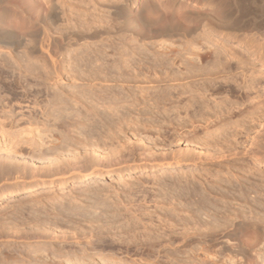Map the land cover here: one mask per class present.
<instances>
[{"label":"rangeland","instance_id":"1","mask_svg":"<svg viewBox=\"0 0 264 264\" xmlns=\"http://www.w3.org/2000/svg\"><path fill=\"white\" fill-rule=\"evenodd\" d=\"M16 1L23 12L8 22L23 41L0 48V161L16 171L0 178V264L18 250L27 264H264V1L245 2L247 25L229 31L215 26L216 0L191 3L174 15L202 11L195 31L159 41L123 28L122 0H55L45 25L43 0ZM169 50L191 54L192 77L179 57L156 64ZM16 209L40 217L18 250L6 224ZM235 222L256 231L228 240ZM184 224L202 234L180 247L170 230Z\"/></svg>","mask_w":264,"mask_h":264},{"label":"bare ground","instance_id":"2","mask_svg":"<svg viewBox=\"0 0 264 264\" xmlns=\"http://www.w3.org/2000/svg\"><path fill=\"white\" fill-rule=\"evenodd\" d=\"M121 1V0H120ZM163 1H166V5H167V11L162 13L158 10V7L157 5L152 2L151 0H122L120 3L119 6H115L113 7V10L116 11V13L118 15H121L122 18L124 19V22H123V28L127 31L130 32V34L134 37V38H137L138 40H142V41H147V40H161L162 38L164 37H169V38H172V37H175V36H180V37H183V38H186L187 36L190 35L191 32L195 31V27H194V24L195 23H198V22H201L202 18L205 16L204 13L202 11H197V12H193V13H190L189 11H186L184 12L180 17H176L174 15V13L178 10V9H182V10H186L187 9V6L189 4H195L197 7H202L204 5V1L205 0H163ZM248 0H216L214 2L215 4V7L217 9H220L222 15H223V19L225 20V23H222L223 25L221 24H215V26L219 29H223L225 31H229L231 29H242V28H245V26L247 25V22L243 19V10H241L242 6H244V3L247 2ZM264 1V0H263ZM43 3L45 5V13L43 15L40 16L39 19H37L38 23L42 24V25H45L46 23L48 22H51V23H54L56 21V19L58 18V11L59 8H58V5L57 3L55 2V0H43ZM226 7V8H225ZM19 12H23L21 7L19 6L18 2L16 0H0V48H7L9 50H16L21 42L23 41V37L18 35L17 32H15L14 28L12 27V25L9 24V19L16 16ZM151 17H149V16ZM153 15H156V16H153ZM153 16V17H152ZM27 24V23H25ZM26 26V25H25ZM28 37V31L26 32V35ZM68 36L70 37H74L75 40L79 39V35L77 34H69ZM68 36H65V37H68ZM185 51H187V48H184ZM8 50V51H9ZM206 53V52H205ZM160 54V53H159ZM204 54V53H203ZM191 55V54H190ZM190 55H189V52L188 53H185L182 57H180V52L177 50V51H164V53H161L159 56H156V64L157 63H160L159 65H161L163 63V61H167L169 62L168 64L169 65H173L175 63V60L176 58H178L180 60V64L181 65H185L186 68H185V78H189V77H192L193 75H191V73L194 72V66L193 64H191V60H190ZM200 55V54H199ZM198 55V56H199ZM206 55V54H205ZM207 56V55H206ZM205 56V57H206ZM200 59L203 58L204 56L203 55H200L199 56ZM204 57V58H205ZM259 63L261 66H264V61H262V59H259ZM58 66V65H57ZM60 66V65H59ZM60 68V67H59ZM57 69V68H56ZM179 75H182L183 73H181V71H179ZM58 70H56L53 75L51 76L53 78V76H58ZM188 73L190 75H188ZM178 75V76H179ZM148 77V76H147ZM146 78V77H145ZM174 77V78H171L170 81H176L178 79H180V77ZM184 78V79H185ZM155 79V77H154ZM158 79V78H157ZM183 79V78H182ZM151 80V79H150ZM156 80V79H155ZM181 80V79H180ZM148 81H149V78H148ZM137 82V81H136ZM147 82V80H146ZM148 83V82H147ZM151 83V82H150ZM186 91V90H184ZM166 92V91H165ZM178 92V91H177ZM163 93V92H162ZM180 93V91H179ZM182 95V94H181ZM122 100V99H121ZM115 103V102H113ZM190 106V105H189ZM34 110V109H33ZM33 110H31L33 112ZM115 110V109H114ZM41 112V111H40ZM44 112V111H42ZM41 112V113H42ZM55 117V116H54ZM120 119V118H119ZM119 122V121H118ZM123 123V119H122V122ZM119 124V123H118ZM58 135V134H56ZM63 138V137H62ZM65 139V138H63ZM70 140V139H69ZM67 141V140H66ZM74 141V140H73ZM33 142V141H31ZM53 142V141H51ZM31 144V143H30ZM34 144V143H33ZM52 144V143H51ZM78 145V144H77ZM35 146V144H34ZM33 148H37L38 146H35ZM41 146V145H40ZM72 146V145H71ZM31 147V146H30ZM48 147V146H47ZM73 147V146H72ZM61 148V147H60ZM73 148H76V147H73ZM30 149V148H29ZM40 149V148H39ZM71 149V148H70ZM34 150V149H33ZM31 151V150H29ZM27 151V152H29ZM64 151V150H62ZM68 151V150H67ZM7 152V151H5ZM17 152V150H16ZM15 152V155L20 157L21 154L20 152L19 153H16ZM22 153L24 151H21ZM45 152V151H44ZM25 153V152H24ZM23 153V154H24ZM30 153V152H29ZM28 153V154H29ZM33 153V152H32ZM43 153V152H42ZM74 153V152H73ZM78 153V152H77ZM50 154V153H49ZM68 154V153H67ZM9 155V154H7ZM43 155V154H42ZM51 155V154H50ZM66 155V154H65ZM64 155V156H65ZM70 155V153H69ZM67 155V156H69ZM74 155V154H72ZM35 156V154H34ZM31 157V156H30ZM48 158V157H47ZM25 159V158H24ZM49 159V158H48ZM62 159V158H61ZM60 160V159H59ZM5 162V161H4ZM2 161H0V178H3V177H6V178H10L12 175H14V173H16L15 171V168H14V165L15 164H12V166H9L8 165H4L6 163H4ZM54 163V162H53ZM10 164V163H9ZM73 164V163H71ZM75 164V163H74ZM53 166V165H52ZM72 166V165H71ZM75 166V165H73ZM55 167V166H54ZM53 167V169H54ZM58 167V166H57ZM51 168V167H49ZM59 168V167H58ZM57 169V168H56ZM61 169V167H60ZM63 169V168H62ZM61 169V170H62ZM55 170V169H54ZM24 171V169H23ZM56 172V170H55ZM58 172V171H57ZM22 173V172H21ZM28 173V172H27ZM59 173V172H58ZM24 174V172H23ZM54 174V173H53ZM7 175V176H5ZM22 175V174H20ZM25 175V174H24ZM23 175V177H24ZM32 175V174H31ZM22 177V176H21ZM22 177V178H23ZM8 178V179H9ZM7 179V180H8ZM1 180V179H0ZM8 195H10L9 192H7L6 194H0V200H3V199H6L8 197ZM15 209V208H14ZM18 209V208H17ZM14 210L12 211L13 213L12 214H8V218L6 219V224H9L10 226H18V227H15L17 228L15 231L13 230V235L10 233L9 236L7 234V232H4L5 234H7L8 238H10L11 240L9 241H12L11 243L14 244V247L16 248L18 244V246L20 245V247L22 245L25 244V246L28 245V242H27V239H28V232L30 231H25V229L27 228H24V226H28L29 222H33L34 220L36 221V219L38 221H40V217L39 215H35V216H30L28 217V214L25 212V211H22L21 209V212L19 213L18 211ZM198 210V208H197ZM198 214V213H197ZM33 215V214H32ZM4 216V215H3ZM7 216V215H6ZM5 216V217H6ZM179 216V214H178ZM32 217V218H31ZM181 217V216H180ZM208 217V216H207ZM182 218V217H181ZM194 218V217H192ZM189 218L187 219V223L188 221H190L189 219H192ZM232 219V218H231ZM234 219V218H233ZM2 220V219H1ZM43 220V219H42ZM139 220V219H138ZM195 220V218L193 219ZM173 221V220H172ZM192 221V220H191ZM199 221V220H198ZM235 221V220H234ZM186 222V220H185ZM196 222V221H194ZM200 222L202 223L203 221L200 220ZM199 222V224H200ZM176 223V222H175ZM184 223V222H183ZM182 223V224H183ZM190 223V222H189ZM234 224V223H233ZM2 225V224H1ZM5 225V224H3ZM2 225V226H3ZM8 225V227H10ZM174 225V224H172ZM185 225V224H184ZM183 225V226H184ZM228 225V223H227ZM229 225H231L229 223ZM0 226V227H2ZM171 226V225H170ZM201 226V225H200ZM204 226V227H203ZM203 228H205V225L203 224ZM4 227V226H3ZM2 227V229H3ZM147 227V225H146ZM145 227V228H146ZM167 227V226H166ZM177 226H173L171 227L172 230L171 231V235L172 236V239H170L172 242L173 240L177 239L178 241V238L180 237V239H182V242L183 244L180 246V247H187L189 246V243H190V240H194L195 238L190 236V232H195L193 231L192 229L193 228H190L188 227V224H186L184 227H186V230H184L182 233H177L176 231V228ZM198 227V226H197ZM169 228V227H168ZM195 228V227H194ZM200 228V227H199ZM234 228V231L232 232H227L225 235L226 238H229L228 240H230L232 237H233V240H235V233L236 230L237 231H242V229H249L251 230V232H255L256 231V226L254 225H251V224H243V223H237L235 222V224L233 225ZM28 229V228H27ZM158 229V228H157ZM3 232V231H2ZM10 232V231H9ZM8 232V233H9ZM147 233V231H145ZM202 232V231H201ZM199 232V229H198V232H195L196 233H201ZM222 232V231H221ZM248 232V231H247ZM4 233H2V235H4ZM144 233V232H143ZM145 233V234H146ZM176 233V235H175ZM190 233V234H189ZM223 233V232H222ZM221 233V234H222ZM238 233V232H237ZM0 234H1V231H0ZM44 234V233H43ZM75 234V233H74ZM145 234L143 236H145ZM202 234V233H201ZM205 234V232H204ZM12 235V236H11ZM33 235V234H32ZM31 235V236H32ZM41 235V234H40ZM38 234V236H40ZM52 237H50L51 239L50 240H54L55 238L59 237L57 235V237H55L53 234H51ZM76 236L78 234H75ZM80 235H83L84 234H80ZM170 235V233H169ZM200 235V234H199ZM214 235V234H212ZM218 235V234H217ZM223 235V236H224ZM30 236V235H29ZM37 236V237H38ZM44 236V235H43ZM62 236V235H60ZM64 236V235H63ZM73 236V235H71ZM150 236V235H148ZM146 236V237H148ZM202 236V235H201ZM205 236V235H204ZM221 236V237H223ZM238 236V235H237ZM4 237V236H3ZM2 237V238H3ZM35 237V236H34ZM48 237V236H47ZM78 237V236H77ZM77 237H71L70 239L73 240L74 242H78L80 241V236L77 238ZM152 237V236H151ZM161 237V236H160ZM205 237H208L209 240H207V242L209 241H212L213 243L216 241L215 239H213V237H209V236H205ZM215 237V236H214ZM220 238V236H217ZM216 237V238H217ZM225 237H223L225 239ZM231 237V238H230ZM44 238V237H43ZM61 238V237H60ZM59 238V239H60ZM67 238V237H66ZM82 238V237H81ZM149 238V237H148ZM158 237L154 238L155 240L157 239ZM35 239V238H34ZM47 239V238H46ZM64 239V238H63ZM69 239V238H67ZM153 239V238H151ZM160 239V238H158ZM157 239V240H158ZM201 239V238H200ZM222 239V238H221ZM223 239V240H224ZM164 240V239H163ZM226 240V239H225ZM63 241V240H62ZM150 241V240H149ZM176 241V240H175ZM181 241V240H180ZM197 241V240H195ZM200 241H203L202 239ZM219 241V239H218ZM3 242L4 241H0V244L3 245ZM38 241H35V243H32L34 245H32L34 248H39V244L37 243ZM157 242V241H155ZM169 242V241H168ZM167 242V244H168ZM223 242V241H222ZM226 242V241H225ZM237 246L239 247V249L243 252V253H247L248 252V245L247 244H244L241 242V240H237L234 241ZM43 243V242H42ZM165 243V242H164ZM38 244V245H37ZM158 244V243H157ZM205 244V243H204ZM203 244V245H204ZM10 245V244H9ZM160 245V244H159ZM157 245V246H159ZM162 245V244H161ZM8 246V245H7ZM12 246H9V248H11V250L7 251V252H10L12 253ZM13 247V249H14ZM19 247V248H20ZM32 247V249H33ZM4 248V247H3ZM8 248V247H7ZM5 248V249H7ZM179 248V247H178ZM56 249V248H55ZM167 249V248H166ZM2 250V249H1ZM17 250H18V247H17ZM22 250V249H20ZM24 250V251H23ZM22 251L23 252H26L25 249H23ZM51 250V249H50ZM84 250V249H83ZM19 251V250H18ZM18 251H17V256H15V258H12L10 259L9 257H6V259H2L4 260L6 263H10V264H27L28 262H25L26 260H28V258H31L30 255L29 257L26 255L22 256L23 258H27L24 262H21L23 260H21L20 256L21 254H25V253H20L19 257H18ZM32 251V250H31ZM45 251V250H44ZM54 251V250H53ZM2 252V251H1ZM29 252V251H28ZM28 252L26 254H28ZM36 252V251H35ZM47 252V251H46ZM49 252V251H48ZM3 253V252H2ZM9 253V254H10ZM31 252H29L30 254ZM52 253V252H51ZM55 253V252H53ZM7 254V253H6ZM4 254V255H6ZM8 254V255H9ZM75 254V253H74ZM209 254V253H208ZM15 255V254H14ZM34 255V254H33ZM60 255V254H59ZM10 256V255H9ZM71 256H72V253H71ZM211 258L212 257H215V256H211L209 255ZM33 257V256H32ZM49 257V255H48ZM9 258V259H7ZM19 258V259H18ZM44 258V257H42ZM198 258V257H197ZM216 258V257H215ZM32 259V258H31ZM38 259V258H37ZM35 258V260H37ZM49 259V258H47ZM46 259V260H47ZM214 259V258H213ZM212 259V261H213ZM244 259V258H243ZM33 259V264L34 262L36 263H41L43 261H39L40 259H38L37 261H35ZM46 260L44 262H46ZM53 260V259H52ZM51 260V261H52ZM32 261V260H31ZM55 261V260H54ZM214 262V261H213ZM212 264H215V262ZM49 263V262H48ZM55 263V262H54ZM3 264V263H2ZM5 264V263H4ZM50 264H52V262H50ZM60 264V263H59Z\"/></svg>","mask_w":264,"mask_h":264}]
</instances>
